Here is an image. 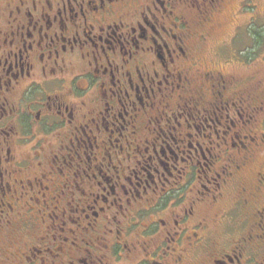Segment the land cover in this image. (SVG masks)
<instances>
[{"label": "flooded vegetation", "instance_id": "1", "mask_svg": "<svg viewBox=\"0 0 264 264\" xmlns=\"http://www.w3.org/2000/svg\"><path fill=\"white\" fill-rule=\"evenodd\" d=\"M233 1L0 0V264H264Z\"/></svg>", "mask_w": 264, "mask_h": 264}, {"label": "rangeland", "instance_id": "2", "mask_svg": "<svg viewBox=\"0 0 264 264\" xmlns=\"http://www.w3.org/2000/svg\"><path fill=\"white\" fill-rule=\"evenodd\" d=\"M226 9L210 30L200 55L206 63L210 55L211 65L216 60L224 63L225 70L235 79V89L252 94H248L251 110L244 117L247 130L264 137V0H246L244 5L234 0ZM239 119L240 116L235 118V124H239ZM235 131L240 128L235 126ZM257 171H264V146L243 170L241 179L250 182ZM35 203L39 205L38 200ZM21 259L23 264L29 261L27 257Z\"/></svg>", "mask_w": 264, "mask_h": 264}]
</instances>
